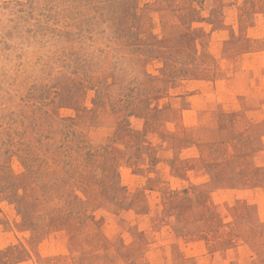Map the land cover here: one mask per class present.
Returning <instances> with one entry per match:
<instances>
[{"label": "rangeland", "instance_id": "1", "mask_svg": "<svg viewBox=\"0 0 264 264\" xmlns=\"http://www.w3.org/2000/svg\"><path fill=\"white\" fill-rule=\"evenodd\" d=\"M0 264H264V0H0Z\"/></svg>", "mask_w": 264, "mask_h": 264}]
</instances>
